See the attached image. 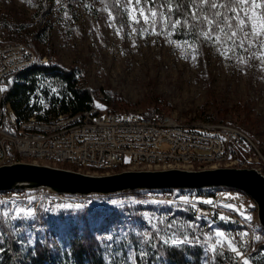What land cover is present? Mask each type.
Returning <instances> with one entry per match:
<instances>
[{"label": "built area", "instance_id": "obj_1", "mask_svg": "<svg viewBox=\"0 0 264 264\" xmlns=\"http://www.w3.org/2000/svg\"><path fill=\"white\" fill-rule=\"evenodd\" d=\"M36 62L28 45L1 44L0 90L6 78L31 68ZM39 63L45 66L48 60L43 57ZM183 102L182 109L176 107V101L168 100L170 109L158 111L151 118L143 117V111L132 106L102 112L94 100L88 102L84 111L70 114L51 111V105L36 89L27 101L29 116L18 121L10 104L2 105L0 95V166L28 159L35 165L65 166L92 176L111 175L116 170L194 171L234 167L257 169L264 178L262 147L252 143L238 124L204 121L199 115L202 105L195 98ZM118 199L124 202H117ZM13 202L23 207L19 215L14 212L16 221L27 219L20 215L27 211H31V217L41 210L51 214L63 208H76L87 209L97 226L101 223L94 218L117 214L127 230L131 222L122 215L125 206L141 208L143 224L148 213L154 214L155 219L164 215L166 220L175 213L189 214L186 225L210 229L200 240L202 264H212L215 251L226 253L237 264L244 261L253 264L247 257L252 242L262 237L264 246V229L258 223L254 202L232 189L136 190L90 196L59 195L47 190L12 191L0 193L3 203L0 216L4 221H7L4 214L10 211L7 204L12 206ZM97 208L106 211L97 212ZM143 238L148 240L149 235ZM159 239L164 246L193 245L174 234H163ZM232 247L241 255L233 252ZM259 256L264 257V247L257 253L256 257Z\"/></svg>", "mask_w": 264, "mask_h": 264}, {"label": "rangeland", "instance_id": "obj_2", "mask_svg": "<svg viewBox=\"0 0 264 264\" xmlns=\"http://www.w3.org/2000/svg\"><path fill=\"white\" fill-rule=\"evenodd\" d=\"M118 1L124 12L125 30L116 29L109 12L98 0H77L74 13L61 12L55 8L49 20L56 62L65 69L80 65L85 76L84 87L98 90L108 84L115 95L122 97L127 105L125 108L132 106L134 110L143 111L139 105L146 101L151 89L166 102V109H170L168 100L176 101V107L183 109L184 100L195 98L202 105L200 113L205 111L209 115L210 95L215 99L214 106L229 111L227 118L232 116V123L241 127V120L248 115L254 127L245 136L262 147L261 154L264 156V36L254 39L249 25L244 28V32L249 33L247 37L243 32L228 37H224V34L206 37L202 48H199L190 40L178 41L172 37V33H165L163 22L162 31H159L155 25V16L144 12L137 0ZM255 2L260 4L262 0ZM247 8L251 13V0H248ZM0 10L10 12L15 19L18 16L30 17L23 0H0ZM255 11L260 14L264 9L257 8ZM240 15L244 17L243 12ZM9 42L0 35V45ZM193 107H189L188 111ZM22 162L33 164L28 159ZM117 202H124V199H118ZM9 205L7 221L15 223L14 212L19 215L23 207L15 206L14 202L11 207ZM1 206L3 203H0ZM81 211L76 208L56 210L49 214L46 222L49 226L51 221L56 222L58 234L63 232V237L68 223L76 219ZM96 211L106 210L97 208ZM20 215L27 218L19 220L23 223L19 232L26 248L37 240L38 233H43V229L44 233L47 231L52 235L60 260L72 264L67 257L66 243L52 233L53 228L37 229L36 225L24 223L31 220L28 218H35V214L31 217L22 213ZM148 215L144 224L139 223V232L145 238L157 228L165 235L181 236L173 231L174 225L178 227L180 221L175 215L171 218L175 223L169 229H161L166 220L164 215L158 219L152 213ZM111 219L106 216L99 222L103 227L100 226L97 237L101 243L103 259L107 264H136L132 245L134 240L128 236V230L121 225L122 222L110 225V229H107L105 222ZM156 220L158 223H155ZM183 239L190 242L187 237ZM197 245L202 247L203 243L197 241ZM224 245L228 246L226 241ZM145 251L144 247L140 250L141 254Z\"/></svg>", "mask_w": 264, "mask_h": 264}, {"label": "trees", "instance_id": "obj_3", "mask_svg": "<svg viewBox=\"0 0 264 264\" xmlns=\"http://www.w3.org/2000/svg\"><path fill=\"white\" fill-rule=\"evenodd\" d=\"M77 0H23L24 5L30 12V17L18 16L13 18L10 12L0 10V35L5 40L15 43H25L34 52L37 62L29 69L15 73L6 78L0 90L2 105L9 103L17 120L20 121L29 116L27 101L29 95L38 90L51 105V111L59 113L77 114L84 111L88 102L94 100L99 103L100 110L117 111L127 105L122 97L111 93L109 85H104L98 90H90L84 87L85 76L80 65L63 68L54 59V51L51 40L52 25L49 20L51 12L57 8L61 12L74 13V5ZM99 4L106 9L118 30H125V18L123 8L118 0H98ZM213 0H137L140 8L146 13L155 12V25L162 31L161 23H164V32L172 33V37L178 41L190 40L199 48H202L206 37H224L232 35L236 31V20L225 21L224 16L232 17L233 12L228 7L212 8ZM217 4L229 5L230 0H214ZM240 7V5H237ZM171 9V11H169ZM216 12L222 13L217 17ZM195 14V18L193 16ZM214 21L209 25L204 17ZM179 20L180 23L172 25ZM229 24L232 27H229ZM205 33L207 36H205ZM239 34V32H237ZM46 57L48 64L40 65L41 58ZM215 99L209 95L208 103L211 106L209 115L205 111L200 113V118L213 124H232V116L228 119L229 111L223 107L214 106ZM139 107L143 109L142 116L153 117L158 111H167L166 102L150 89L146 101L141 102ZM57 114V113H56ZM240 115V114H238ZM241 130L248 135L254 127V122L245 115L241 120ZM65 168V166H63ZM93 171L92 168H89ZM119 172V170H116ZM122 215L131 222L128 236L134 240L132 243L135 251L136 264H202L203 251L197 241L203 240L210 229L203 227H189L186 222L190 220L189 214L175 213L179 218V226L173 227V231L190 239L193 245L186 244L177 247L164 246L160 244V237L164 234L160 228L149 234L145 240L139 232L142 211L139 207L122 208ZM86 212V214H85ZM173 215V216H174ZM49 214L38 211L35 218L24 223L36 225L37 229L53 228V234L60 241L66 243L67 257L72 264H107L103 259L101 243L97 237L100 226L88 220L89 212L82 210L69 222L62 233L58 234V225L46 218ZM172 218V217H171ZM164 220L161 229H169L173 219ZM117 220V219H116ZM111 219L108 224L120 223ZM91 221V222H90ZM19 221L9 223L0 216V264H65L60 260L56 252L52 235L42 229L38 233L37 240L29 247H25ZM133 228V230L131 229ZM134 229L136 231H134ZM39 232V230H38ZM66 237V238H65ZM263 238L260 237L251 244V251L247 254L253 264H264V257H256L263 248ZM142 247L146 248L141 254ZM212 264H237L226 253L214 252Z\"/></svg>", "mask_w": 264, "mask_h": 264}, {"label": "water", "instance_id": "obj_4", "mask_svg": "<svg viewBox=\"0 0 264 264\" xmlns=\"http://www.w3.org/2000/svg\"><path fill=\"white\" fill-rule=\"evenodd\" d=\"M232 189L247 195L256 206L264 229V178L257 169L126 170L105 176L45 165L13 162L0 166V193L47 190L59 195H110L136 190Z\"/></svg>", "mask_w": 264, "mask_h": 264}, {"label": "snow or ice", "instance_id": "obj_5", "mask_svg": "<svg viewBox=\"0 0 264 264\" xmlns=\"http://www.w3.org/2000/svg\"><path fill=\"white\" fill-rule=\"evenodd\" d=\"M237 5H244L245 7H237ZM248 0H230V4L229 5H225V4H217L214 2L211 3V7L212 8H224V7H228L229 10L231 12L234 13V15L232 17H228V16H224V20L230 21V20H236V31H233L232 35L235 36L237 34V32H243L244 36L247 37L249 35L248 32H244V28L249 26L251 27V35L253 36V38H258L260 36H264V12L257 14V12L255 11V9L257 8H261L264 9V0H262V2L260 4H257L255 2V0H251V13L249 12L248 8ZM169 11H171V9H169ZM243 12L244 13V17H241L240 13ZM141 14L143 15V12H141ZM153 16L156 15L155 12L152 13ZM215 15L217 17L221 16L222 13L220 12H216ZM194 18H195V14H193ZM246 17V19H245ZM204 19L207 21V23L209 25L213 24L214 21L208 19V17H204ZM180 21L177 20L175 24H173V27H176L177 24H179ZM229 27L231 28L232 25L229 24ZM205 36H207V34L205 33ZM250 46H251V42H250ZM99 107V105H98ZM32 213L31 211H27L24 213L25 216H30ZM5 216H7V213L4 214ZM219 235V234H218ZM173 243H176V241H173ZM219 243V241H218ZM231 247V245H229ZM232 251L236 252L237 255H241L236 248L232 247ZM244 264H247V261H244Z\"/></svg>", "mask_w": 264, "mask_h": 264}, {"label": "bare ground", "instance_id": "obj_6", "mask_svg": "<svg viewBox=\"0 0 264 264\" xmlns=\"http://www.w3.org/2000/svg\"><path fill=\"white\" fill-rule=\"evenodd\" d=\"M108 217H111L112 219H114V220H118L120 223L122 222L120 219H119V216L117 215V214H112V215H109ZM100 219H104V217H98V218H94V220L96 221V222H98V221H100ZM116 220V221H117ZM106 223V222H105ZM110 225H113V224H108V226H110Z\"/></svg>", "mask_w": 264, "mask_h": 264}]
</instances>
